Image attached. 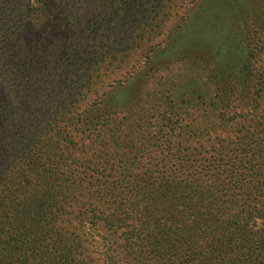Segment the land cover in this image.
<instances>
[{
    "label": "rangeland",
    "instance_id": "374dc122",
    "mask_svg": "<svg viewBox=\"0 0 264 264\" xmlns=\"http://www.w3.org/2000/svg\"><path fill=\"white\" fill-rule=\"evenodd\" d=\"M166 178L218 195L208 237L185 230L212 264L260 253L264 0H0V229L31 204L28 251L184 264L146 191ZM244 206L249 244L221 248Z\"/></svg>",
    "mask_w": 264,
    "mask_h": 264
},
{
    "label": "trees",
    "instance_id": "16d2710c",
    "mask_svg": "<svg viewBox=\"0 0 264 264\" xmlns=\"http://www.w3.org/2000/svg\"><path fill=\"white\" fill-rule=\"evenodd\" d=\"M16 37V33L11 32L7 41ZM93 115H97L99 119H104L107 117V111L105 108L91 110V116L93 117ZM154 181L151 182L153 185H148L146 189L157 205L154 213L155 218L153 217L155 219L154 222L161 230L166 228L164 233H167L168 230L175 231L174 236L167 242V247L175 253H180L184 264H212L210 261V253L212 251L203 249L201 238L198 235L193 237L186 236L185 230L188 226L195 228V231H204V228L207 227L211 232V229L218 222L212 217L213 211L208 210L207 203L210 200L211 206L216 209L220 205L218 195L214 194V197L208 198L206 193L196 194L191 188V184L175 178H166L161 182H158V180ZM189 203L193 204V206H190ZM234 209L237 208L234 207ZM234 209L228 208L227 212L230 216L229 218L227 217L228 224L224 229L225 235L222 237L225 242L218 245L221 248L225 245L231 247L234 245L240 246L241 243L249 244L250 238L245 237L250 228L249 221H247L248 218L244 219L241 217L243 212H249V206H244L238 210ZM32 211L33 206L31 204L24 205L21 210L13 207L10 211L12 213L11 221L7 224L2 222V228L0 229V264H68L63 262L69 258V252L67 251L52 253L45 245L37 247L34 251H28L20 243V241L26 244L32 242L33 238L30 239L31 236L28 237L29 229L33 225L38 226L40 224V221L31 219ZM209 215L211 216L209 217ZM217 216L220 217L218 213H216V219ZM202 228L203 230H201ZM204 232L207 234L206 231ZM154 236V234H151L150 238L145 239L137 237L132 245L137 244L143 248L149 246L155 239ZM237 242L238 244H236ZM215 250L219 251L220 248L217 247ZM186 252H191V254L186 255ZM184 256L185 260H183ZM245 262L249 264H264V244L260 245V253L256 257L251 254L248 257L237 259L234 264H245ZM216 264L221 263L218 262Z\"/></svg>",
    "mask_w": 264,
    "mask_h": 264
}]
</instances>
